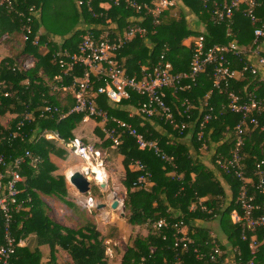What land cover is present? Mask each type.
I'll use <instances>...</instances> for the list:
<instances>
[{
    "label": "trees",
    "instance_id": "obj_1",
    "mask_svg": "<svg viewBox=\"0 0 264 264\" xmlns=\"http://www.w3.org/2000/svg\"><path fill=\"white\" fill-rule=\"evenodd\" d=\"M106 1L109 0H95L93 11L88 8L78 9L76 0H16L13 8L6 4L0 5V38L8 36L9 39L13 34L20 32L23 19L18 13L28 14V9L35 6L38 14L33 20L34 35L31 41L24 45L21 52L0 61V156L10 161L31 152L42 160L35 167L26 165L22 169L24 181L19 186V201L23 202V210L13 215V235L18 243L29 235H36L40 245L50 246L52 256L59 246L70 255L72 262L68 264H108L105 241L114 237L104 238L90 222L71 230L57 225L48 217V208L40 201L39 194L66 204L74 214H78L79 208L68 195L65 176L55 175L58 167L51 161L52 157L65 161L69 153L56 142H34V139L40 132L47 130L58 132L62 139L69 140L75 137L74 131L84 121L85 116L79 114H70L60 121L61 115L68 113L74 107L75 101L69 95L63 98L62 92H53L49 86L56 85L61 88L62 85L68 86L73 81L72 78L65 79L63 83L54 80L62 74L52 57L58 50L54 41H65L63 47L75 52L83 33L79 26L105 25L106 20L102 18V14L122 30L133 15L132 12L125 6H112L106 11L101 7ZM138 1L150 4L155 0ZM182 1L186 10L175 9L171 13L166 12L161 24L156 28L152 27L148 19L147 38L137 39L120 51L119 62L126 67L129 76L136 75L141 78V66L155 65L165 45L169 47L168 60L172 63L174 72H189L193 53L185 45V41L202 35L206 39L207 47L231 43L245 48L252 46L255 26L243 16L242 11L235 13L232 24H216L212 21L211 11L206 10L201 2ZM259 1L261 6L256 13L257 26L264 29V0ZM37 34H40L41 44H47L48 52L32 44ZM8 39L4 40V43L10 42ZM261 42H264V38ZM262 49L264 56V43ZM23 56L34 57L37 61L36 67L27 72H13L12 66ZM81 73L79 69L75 76L80 77ZM252 79L249 77L248 81ZM246 83L247 80L234 82V89L240 90ZM99 86L97 83L95 88ZM212 90L208 70L192 90L181 93L180 97L190 103V108L185 114L177 115L179 122L189 125L182 135L157 119L147 121L139 116L131 117L138 104L144 101V98L136 94H132V100L123 101L118 108L110 106L104 96L98 98V105L110 118L132 124L145 139L158 141L165 154L173 158L175 166L164 162L151 150H140L136 140L129 135H117L121 141L117 150L124 157L125 176L122 184L126 189V198L123 205L125 212H128V222L133 227L152 229L147 237L137 236L134 240L130 239L132 245L127 248L121 264H204L196 260L194 247L200 246L201 252L207 255L210 248L205 247V244L211 245L214 240L223 251L219 264H250L253 260L250 249L253 234L249 233L247 241H243L241 227L233 224L231 220L234 211L240 212L237 198L241 182L233 174L225 173L216 165L217 160H227L230 157L235 127L241 118L226 109L227 97L224 93L213 91L207 99ZM46 101L58 107L60 112L40 118ZM205 102L213 107L215 119L206 127L204 140L199 141V125L204 115L209 112L208 108L204 107ZM27 115H32L34 120L24 121ZM8 116L14 118L4 125L2 120ZM22 121L25 122L23 133L26 137L13 139L17 125ZM258 122L259 128L251 130L252 133L246 137L243 149L245 176L251 183L250 194L255 196V204L260 207L257 216L264 215V194L257 192L252 184L257 183L254 176L257 164L264 161V132L261 131V128H264V113L258 117ZM153 123L162 127L165 134L153 128ZM107 127L119 132L117 125L112 121ZM192 149L197 153L202 150L214 151L212 161L220 171L223 182L215 177L208 166L195 158ZM135 162H140L151 175L148 185L135 187L139 178L144 175L137 169H131ZM227 187L233 200L225 206ZM101 192L98 186L91 185L90 193L94 198H102ZM207 197L208 200L201 202ZM202 207L206 210H202ZM161 220L168 223L167 228L152 227ZM216 220H219L227 244L221 241L220 243L219 238L212 236L210 230L199 227L200 222L210 223ZM3 223V215L0 212V239L3 236ZM178 224L186 228L187 235L196 244L189 252L174 248ZM255 234L259 246L253 264H264V230L260 229ZM40 260L39 250L18 247L12 264H40Z\"/></svg>",
    "mask_w": 264,
    "mask_h": 264
},
{
    "label": "built area",
    "instance_id": "obj_2",
    "mask_svg": "<svg viewBox=\"0 0 264 264\" xmlns=\"http://www.w3.org/2000/svg\"><path fill=\"white\" fill-rule=\"evenodd\" d=\"M16 0H0V5L6 4L13 8ZM95 0H76L78 9L88 8L93 11V2ZM204 5L206 10L212 13V21L216 24L229 23L236 12L242 11L243 16L248 19L254 28V40L250 48L240 47L237 43L229 45L206 46L205 37L199 36L191 41L189 48L193 56L190 70L187 73H175L172 63L168 60L169 47L164 46L157 62L152 67L141 66V78L129 76L127 69L119 62L118 55L126 46L137 39H146L148 29L146 24L148 19L152 27L156 28L162 22L166 12L171 13L175 9L186 10L182 0H155L150 4L140 3L138 0H109L102 4L101 7L108 11L112 6H125L132 12V16L127 20L126 26L119 30L110 20L105 18V25H84L81 29L75 52L65 49V41H54L58 50L53 54V61L60 67L62 74L56 76V82L63 83L65 79L72 78L70 85H49L53 92H62V97L71 96L74 101V107L60 117V121L67 118L70 114L84 115L85 119H99L104 123L103 132L108 140L112 142V148L118 149L121 145L119 134H126L136 140L140 150H151L164 162L174 166L173 158L165 154L158 141L147 140L138 133L132 124L110 118L106 111L98 105V98L104 96L110 106L113 108L120 107L123 101H131L132 94L144 98L142 103L134 109L136 116L147 121L155 119L163 122L165 125L172 127L173 131L182 135L189 125L185 122H179L177 115L185 114L190 103L187 99L180 97L182 92L190 91L196 86L202 75L210 70L213 90L207 96L212 95L213 91L224 93L227 97L226 109L230 113L240 116V121L235 127L234 145L230 151V157L219 159L216 165L227 174H233L240 182L237 204L240 212L234 211L232 222L241 227L242 240L247 241L248 234L252 233L250 249L253 254V260L257 253L258 243L256 232L264 230V215L257 216L256 213L260 207L255 204V196L250 194L249 186L251 183L245 176L243 149L246 137L251 135V130L259 128L258 117L264 113V56L263 43L264 29L257 26V10L261 6L259 0H198ZM23 19L20 26V36L25 45L31 41L34 35L33 20L37 17V9L32 6L28 9V14L18 13ZM28 15V16H27ZM155 33V31H154ZM8 36L3 38L6 40ZM32 44L48 52V46L40 42V34L34 36ZM37 65V61L32 56H23L16 61L11 70L16 72L31 71ZM81 70V76H75L77 70ZM252 77V81L248 78ZM247 80L245 86L240 90H235L233 83ZM100 84L95 88L96 84ZM261 91V92H260ZM264 92V91H263ZM204 107L208 108V113L204 115L199 125L198 139L204 140L206 127L215 119L213 107L205 102ZM128 110L127 108H125ZM204 109V108H203ZM202 109V110H203ZM56 106L45 102L39 117L46 118L53 114L59 113ZM84 119V120H85ZM34 120L32 115H27L24 121ZM112 121L117 125L119 132L109 129L107 126ZM25 122L17 125V132L12 135L13 139L26 137L23 133ZM264 132V128H261ZM118 135V136H117ZM22 137V138H23ZM53 141L58 146L66 150L69 155L79 159L82 163L80 171L87 177L91 185L95 184L101 189L102 185L107 182L106 161L108 154L99 146L91 142H85L82 138L75 136L69 140H64L58 132L42 131L34 139V142ZM41 159L34 156L31 152L18 156L13 160L7 161L0 156V212L3 215V236L0 239V264H12V259L16 254L20 242L16 241L13 235L12 222L14 213L23 210V202L19 201V186L23 183L24 178L21 174L26 165L37 166ZM264 161L257 164L254 176L256 177L253 187L260 194H264ZM132 167L144 173L138 180L139 187L148 185L151 175L145 171V167L140 162L133 163ZM176 177V174H175ZM181 178V177H179ZM178 178V179H179ZM84 207L89 212L98 209L99 203L88 193L85 195ZM202 210H206L202 207ZM155 229L167 228L168 223L164 220L152 225ZM205 244L209 247V253L206 255L200 250L192 238L187 235L186 228L180 224L176 226V238L174 248L183 252H189L194 247V254L198 262L204 264H219L223 251L219 244L214 240L212 243ZM253 260L250 264H253Z\"/></svg>",
    "mask_w": 264,
    "mask_h": 264
},
{
    "label": "crops",
    "instance_id": "obj_3",
    "mask_svg": "<svg viewBox=\"0 0 264 264\" xmlns=\"http://www.w3.org/2000/svg\"><path fill=\"white\" fill-rule=\"evenodd\" d=\"M41 34H43V33H41ZM3 38H0V61L4 60L6 58H11L13 56V54L21 52V50L24 47L20 33H15L12 36H10L9 39L7 38L10 41L8 43H4ZM134 116H136V114L134 112H132L131 117H134ZM152 127L155 128L156 130H158L159 132H161L162 134H165V130L160 129V128H156L154 125H152ZM158 127H160V126L158 125ZM103 128H104V123H102V121H97L95 119L89 118V119H85L79 125V127L74 131V134H75V136L82 138L83 141H85V142H92L93 141L96 143H100V146L98 144L97 145L101 149H103L104 147L107 146V143H108V142L105 143V141H107V137H106L105 133L103 132ZM191 152H193L195 158L197 160H199L200 163H202L205 166H208V168H210L214 172L215 177L218 180L223 182V177L221 176L220 171L217 169V167L214 165V163L212 161V157L214 155L213 150H209L206 152L202 150V151H199V153H197L196 151H194V149H192ZM107 153H108V159L112 160V163L114 164L115 168H113V169L111 168L109 170L110 172L107 171V182L105 183V185H103L104 188H101L102 191L105 190L109 186L110 176H112V179H113L112 181L114 183L113 185L115 186V189H118L119 186H123L122 182H119V183L116 182V180L118 181V178L116 179L117 174L123 173L125 176V168L123 165L124 157L118 153V150H116L114 148H110V147H108ZM51 161L54 164H56V166L58 167V170L55 172V175L56 176H58V175L59 176H65V178H67V179L73 172L80 170L81 165H82L81 164L80 166L79 165H77V166L76 165L75 166H72V165L65 166V161L60 160L56 157H52ZM131 169H133L132 166H131ZM67 182H68V180H67ZM67 189H68L69 197L73 200V203L76 205V207L79 208L78 214H74L72 209H70L66 204H63L62 202L58 201L57 199L50 197V196H47V195L39 194L40 201L48 208V217L57 225L62 226L66 229H71V230H76L78 228V225H80V224L77 225V223H79L80 220L83 221L81 224H84L87 222H92L96 226L97 231L100 232L102 234V236L105 238V236H104L105 235V228H106L105 211H104L105 207H106L105 204L101 203L100 200L97 197H95V199L99 203L98 209L96 211H93L92 213H89L84 207V202H85L86 196L80 195L76 191V189L70 185V183H67ZM229 192H230L229 188L227 187L228 197L225 200V203H226L225 206H228L229 203L233 200L232 195ZM208 199H209V197L201 200V202L206 201ZM113 201L111 202V204L113 203ZM57 203H59L62 206H65L70 211V214H68V216L63 217V220L61 218L59 219V217H58V211L56 208ZM90 214H91V216H90ZM232 215H231V220H232ZM77 220H78V222L76 223ZM127 223L129 224L128 219L127 220L122 219L121 221L116 220L113 223H111V226L116 228L119 236L122 237L123 236L122 233L126 231L125 224L127 225ZM130 227L132 229H135V230L136 229H142L141 227H133L131 225H130ZM199 227L210 230V233L212 236L216 235L217 238H219V240L221 239L223 243L227 244V238L224 235L220 225L218 226L217 230H215L213 228L212 222H210V223L200 222ZM130 234H131V232H130ZM147 235L148 234H146V235L143 234V237H147ZM113 239L114 238H112L108 241L110 242ZM123 239H126V238L124 237ZM130 239H131V236L127 239V241L125 243V246L127 248L130 245L129 244ZM108 241L106 240L105 244ZM113 244H114L115 248H110L107 246V250H108L107 252H109L108 255L110 256V257H108L109 258L108 264H121L122 258L124 256L125 252H123V250L120 247L117 248L118 247L117 243H113ZM19 247H21V248L28 247L32 251H34L36 249L39 250L41 253L40 264H68V263L72 262L70 255L66 251L61 249L59 246L56 247L55 254H54V256H52L50 246L49 245H40L39 238L36 237V235H34V234L29 235L25 240H22L19 244ZM121 252H123V253L120 254Z\"/></svg>",
    "mask_w": 264,
    "mask_h": 264
},
{
    "label": "rangeland",
    "instance_id": "obj_4",
    "mask_svg": "<svg viewBox=\"0 0 264 264\" xmlns=\"http://www.w3.org/2000/svg\"><path fill=\"white\" fill-rule=\"evenodd\" d=\"M79 27H80L79 30H81L82 28H84V26H82V27L79 26ZM190 40H192V39H189V40L185 41V45L188 48L191 45V41ZM45 52H47V51H45ZM12 118H14V117H11V116L9 117L8 116V117L3 118V120H2L3 121V124L4 125H7L9 123V120H12ZM152 125H154L156 128L162 129L161 127H158V124H156V123H153ZM106 142H108L107 143V146L104 147L103 150H104V152L107 153L108 147L112 148V145L113 144H111L112 142L110 140H108V139H107V141H105V143ZM91 143H94L96 145L98 144L100 146V143H96V142H93V141ZM81 164H82L81 161L79 159L73 157L72 155H68L67 159L65 160V166H69V165H72V166L79 165L80 166ZM111 168L113 169V168H115V166L112 163V160L111 159H108L106 161V169H107V171H109ZM117 178H118V181L116 180L117 183H119V182H122L123 183L124 174L123 173L117 174L116 179ZM112 180H113L112 179V176H110L109 186L105 190H103L101 192L102 195H103V197L102 198H98L97 197L100 200V202L103 203V204H105V206H106L105 207V210H104L105 211V224H106L105 235L104 236H105V238H109L111 236L114 237V239L112 241H110V242L107 239L108 242L106 244H107L108 247L115 248L113 243H117L118 244V247L117 248L120 247L123 250V252H126L127 251V249H126L127 247L125 246V243H126L127 239L130 236H131V239L134 240L137 236H143V234H145V235L146 234H149V232L152 229L149 228V227H143L142 229H136L135 230V229H132L130 227V225L127 223V225L125 224L126 231L122 233L123 236L122 237L119 236V234L117 232V229L114 228L113 226H111V223H113L116 220H118V221L119 220L121 221L122 219L127 220L126 218L128 217V212H125L124 205H123L124 204V199L126 198V189H125L124 186H119L118 189H115V186L113 185L114 183H113ZM66 182H67V178H66ZM67 183H69V182H67ZM114 199H117L120 202V206H119V208L117 210H112V208H111V202ZM56 208H57V211H58V217H59V219L61 218L63 220V217L68 216V214H70V211L68 210V208H66L65 206L60 205L59 203H57V207ZM90 216H91V214H90ZM77 222H78V220L76 221V223ZM82 222L83 221L80 220L79 223H77V225L78 224L81 225ZM90 223H92V222H90ZM212 223H213V228L215 230H217L218 226L220 225L219 224V220L213 221ZM80 225H78V228H79ZM130 232H131V234H130ZM124 237L126 239H123ZM220 240H219V242H220ZM221 242H222V240H221ZM129 244L131 245L132 244V241H130ZM123 252H121L120 254H122ZM108 254H109V252H107V255Z\"/></svg>",
    "mask_w": 264,
    "mask_h": 264
},
{
    "label": "water",
    "instance_id": "obj_5",
    "mask_svg": "<svg viewBox=\"0 0 264 264\" xmlns=\"http://www.w3.org/2000/svg\"><path fill=\"white\" fill-rule=\"evenodd\" d=\"M67 180L80 195L85 196L91 192V182L82 174L80 170L73 172ZM101 188H104L103 185ZM119 206L120 202L117 199H114L113 203L111 204L112 210H117Z\"/></svg>",
    "mask_w": 264,
    "mask_h": 264
}]
</instances>
